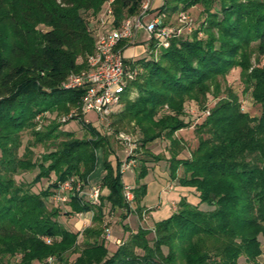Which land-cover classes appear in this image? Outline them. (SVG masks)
I'll use <instances>...</instances> for the list:
<instances>
[{"label":"trees","instance_id":"obj_1","mask_svg":"<svg viewBox=\"0 0 264 264\" xmlns=\"http://www.w3.org/2000/svg\"><path fill=\"white\" fill-rule=\"evenodd\" d=\"M105 1L0 0V264H37L48 256L64 264L67 254H75L69 264H237L239 257L264 264V62L251 66L246 56L251 42L257 57L264 56V1L162 0L157 14L200 5L203 19L189 37L170 40L155 58L133 61L141 72L122 93L121 110L109 117L115 131H136L137 149L144 154L137 158L131 188L134 209L122 197L121 162L108 159L109 137L78 114L71 120L80 122L87 137L57 130V124L33 129L39 113L79 107L84 89L65 90L60 83L84 68L93 44L90 23ZM141 1L112 0L114 25L135 14ZM233 67L239 68L242 91L258 105V115L243 112L236 94L226 89L194 125L195 148L178 157L183 147L174 133L190 125L183 119L185 101L201 105L208 84ZM25 130L32 140L19 155ZM57 138L55 148L30 159V146ZM161 138L168 141L169 179L192 188L198 201L179 199L151 229L130 231L122 224L127 234L109 252L100 228L105 209L119 211L121 221L133 211L140 214L145 184L138 182L147 173L146 163L164 159L146 145ZM97 164L98 205L82 194H68L62 212L47 204L70 177L86 185ZM33 170L29 182L15 181L18 173ZM44 179L45 187L32 190ZM83 212L91 216L81 230L58 222L60 214Z\"/></svg>","mask_w":264,"mask_h":264},{"label":"rangeland","instance_id":"obj_2","mask_svg":"<svg viewBox=\"0 0 264 264\" xmlns=\"http://www.w3.org/2000/svg\"><path fill=\"white\" fill-rule=\"evenodd\" d=\"M264 1V0H263ZM162 0H154L152 3L151 1V8H150V14L147 16V20L152 19L155 14L157 13L158 7L161 5ZM180 13H183L186 17L184 20H179L178 15ZM203 19L202 14V7L200 5H194L185 11L182 12H176L169 15H165V18L163 19L164 24L170 26L173 32V36L170 40L177 38V37H189L192 33V31L197 28L199 22H201ZM90 25L95 26L94 21H91ZM91 36L93 33H90ZM199 37L202 36V34H198ZM92 42H93V36H92ZM256 42H251L250 46L246 51V56L248 63L253 66L255 64H262L264 62V56L257 57L256 52L254 50ZM128 49L125 51L126 55L132 54V57L129 59L132 62L141 57H156L157 52H152L153 50H149V45L145 40V34L142 32V30H138L134 39L128 44ZM258 60V61H257ZM139 67V66H138ZM136 67V74L141 72V67ZM82 70V69H81ZM79 72V71H78ZM136 76V75H135ZM226 89L231 90L234 94H236L240 108L243 112H247L250 116H257L259 113V107L258 105L254 104L248 92L242 91V85L239 81V68L233 67L231 68L224 76H218L215 79V82L208 84V90L205 94V100L201 102L202 104H198L197 102H194L192 100H186L183 107H184V114L183 117L184 121H189L190 125L189 127L182 128L175 133L177 134L180 141H182V150L180 151L178 157L184 158L188 156V153L193 150L196 146L197 140L193 132V127L195 124L199 123L202 118L204 117L203 112L205 110H208L209 107L213 105V103L217 100L218 97H224ZM130 95H134V91L130 92ZM203 110H202V109ZM162 110H165V107L162 108ZM80 113L79 107H69L66 112H61L57 110L53 111H44L42 113H39L35 115L33 118L34 122V130L35 131H41L46 128V126H49L51 124H57V130H66L72 132L73 136L76 138H83L87 137V132L80 126V122L77 120H71L75 115ZM75 114V115H74ZM68 115H72L71 118L66 117ZM76 117V116H75ZM78 117V116H77ZM83 119H86L89 121V124L95 128V130L102 135H105L109 137L110 146L113 150V156L116 158H119V160L123 161L125 157L124 149L121 147L117 139H115L116 133L123 132L125 134H128L132 136L134 139L138 140L139 136L131 129V127L126 128H119L117 131L114 130L113 127L109 126L110 120L108 119L107 122H98L93 112H86L82 115ZM80 120V119H79ZM20 139H21V146L18 149V154L20 155L23 152V147L27 145L29 142H31L32 138L30 136L29 131L25 130L20 133ZM61 140V138H57L54 141H47L44 144H36L33 146H30L31 150V160L38 159L39 156L45 152L49 151L56 147L57 143ZM147 150L151 152L154 155L162 154L167 155L166 149L168 146V141L165 139H155L151 143H148ZM134 159L135 162L133 166H131L132 169H127L124 173V176L127 174L134 175V172L137 168V158L144 156L141 150L136 149L134 153ZM96 156L99 159L100 151H96ZM111 161H115L111 158ZM114 163V162H113ZM164 164V163H161ZM100 166V165H99ZM98 166V167H99ZM147 166V165H146ZM149 166V165H148ZM35 173V170L33 171H26L18 173L14 176V179L16 182H29L31 178L33 177ZM146 175H148L146 173ZM144 176L141 181L139 180V184L145 183L149 177ZM76 178V177H74ZM78 179V178H77ZM79 180V179H78ZM49 182L45 179L32 187V190H37L38 188L45 187L46 183ZM99 184V183H98ZM39 186V187H38ZM81 189H84V186L81 187ZM88 189V188H87ZM49 206L58 207L60 212L63 210H67V207L63 205V203L56 202L53 199H49V202L47 203ZM134 206V204H131V208ZM142 213V212H141ZM141 213L138 214L139 218H142ZM145 213V212H144ZM132 215L136 216L135 213L132 212ZM90 212H83L81 213V216H75L70 215L67 216L66 214H60L58 217V222L62 224L64 227L74 231L76 228H79V226L82 227V222L79 220H82L83 218L89 219ZM121 225L122 221L119 217V211H107L105 209L103 221L101 224V236L103 237V240L106 244V247L108 251L110 252L114 246L118 245L115 240L110 238L109 235H112L113 237L119 238L120 241L122 239L121 237ZM151 237V234L148 235V238ZM79 241V238H78ZM119 241V243H120ZM260 241L262 242V239L260 238ZM262 249H264V245L261 246ZM75 254H67L66 256V263L69 264L72 262ZM237 264H248L244 261L242 257H239L237 260Z\"/></svg>","mask_w":264,"mask_h":264},{"label":"built area","instance_id":"obj_3","mask_svg":"<svg viewBox=\"0 0 264 264\" xmlns=\"http://www.w3.org/2000/svg\"><path fill=\"white\" fill-rule=\"evenodd\" d=\"M111 1L106 0L96 15L95 26L91 28L92 50L84 59V68L79 72L69 73L60 83L61 88L65 90L84 89L77 119L85 123H89L82 117L86 112H93L98 122L108 123L109 117L121 110L122 93L137 71L136 66L129 60L132 54L126 55L125 51L138 30H142L145 34V40L149 45L148 51L152 49V52L166 48L173 36L170 26L163 22L164 13H156L152 19H146L151 13V0H142L139 10L135 14L122 18L117 25L113 23ZM178 18L179 20L186 19L183 13H180ZM207 114L208 110H205L203 115ZM71 117L72 115H68L66 119ZM115 139L125 152L124 160L119 166V172L122 174L135 162L134 153L137 149V140L123 132L116 133ZM81 193L80 181L70 177L59 185L52 199L63 203L68 194L79 195ZM99 193V184L89 187L87 200L91 205L99 204ZM122 197L124 202L131 207L133 201L131 187L123 185ZM43 239L47 241L46 238ZM37 264H57V262L54 257L48 256Z\"/></svg>","mask_w":264,"mask_h":264},{"label":"crops","instance_id":"obj_4","mask_svg":"<svg viewBox=\"0 0 264 264\" xmlns=\"http://www.w3.org/2000/svg\"><path fill=\"white\" fill-rule=\"evenodd\" d=\"M151 1L152 3L154 2V0ZM175 135L178 138L176 133H174V136ZM167 156L168 155H164V159L146 163L147 174L149 175V177L147 181L143 183L145 184V194L139 202V206L141 207L140 213L142 212V218H139V215L134 211L133 213H135L136 216L132 215V212L129 213L122 221V224H125L128 230L134 231L137 227L151 229L154 222L166 218L175 210L176 203L181 198L185 199V201L191 204L197 203L198 199L196 197L195 191L192 188L178 186L175 181L169 179L167 163L165 161ZM111 158L113 160L122 162L121 160H119V158L114 159L115 157L112 154L108 157L112 164L114 161L112 162ZM99 165L100 164H97L96 169L88 176V181L86 185H84V189L82 190L81 194L86 199L89 187L91 185H98L100 172ZM127 169L132 168L128 167ZM125 171L121 174L122 184L133 188L135 186L134 175L127 174L126 176H124ZM177 173H180L179 169ZM131 209H134V206ZM75 216L80 217L81 213L76 214ZM79 221L83 223L82 227L79 226V228H77L79 230H81L85 226L90 225V217L89 219L83 218ZM126 234L127 232H124L121 228V237L123 238ZM109 236L110 238L118 242L117 244H119V238L113 237L112 235Z\"/></svg>","mask_w":264,"mask_h":264}]
</instances>
